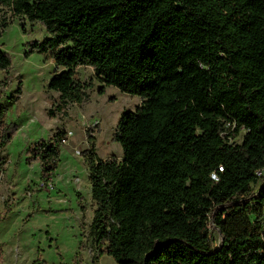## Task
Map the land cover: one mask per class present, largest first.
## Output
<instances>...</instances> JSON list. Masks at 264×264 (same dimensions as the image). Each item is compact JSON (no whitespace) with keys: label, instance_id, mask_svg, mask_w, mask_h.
<instances>
[{"label":"trees","instance_id":"1","mask_svg":"<svg viewBox=\"0 0 264 264\" xmlns=\"http://www.w3.org/2000/svg\"><path fill=\"white\" fill-rule=\"evenodd\" d=\"M0 5L48 32L30 52H52L63 69L48 85L60 93L58 109L89 99L91 84L74 79L79 66L93 69L100 94L113 86L142 99L122 114L113 137L123 160L84 152L100 257L107 253L117 264H264V177L256 174L264 170V0ZM8 26L0 20V38ZM10 67L0 48V71ZM5 112L0 108V117ZM0 128L1 152L13 132L4 122ZM241 131L242 143L232 144ZM67 138L59 130L28 151L29 163L42 164L44 185ZM213 231L221 238L215 249Z\"/></svg>","mask_w":264,"mask_h":264},{"label":"rangeland","instance_id":"2","mask_svg":"<svg viewBox=\"0 0 264 264\" xmlns=\"http://www.w3.org/2000/svg\"><path fill=\"white\" fill-rule=\"evenodd\" d=\"M4 19L9 26L0 48L10 56L11 67L0 71V108L6 110L0 123L10 125L13 134L0 152V162L5 163L0 171V264H117L107 253L100 257L91 236L97 205L84 152L93 149L101 159L123 160L122 146L113 137L122 114L135 111L142 99L113 86L100 94L103 84L93 69L79 66L74 79L91 84L86 90L89 99L58 109L60 93L48 85L63 69L52 52H30L34 42L49 37L48 32L0 5V20ZM59 130L68 132V140L60 147L49 187L43 186L42 164L29 163L28 151L40 141H51ZM244 134L241 131L233 143L241 144ZM262 184L252 186V191ZM210 239L212 248L221 245L217 232Z\"/></svg>","mask_w":264,"mask_h":264},{"label":"built area","instance_id":"3","mask_svg":"<svg viewBox=\"0 0 264 264\" xmlns=\"http://www.w3.org/2000/svg\"><path fill=\"white\" fill-rule=\"evenodd\" d=\"M97 125H98V123H97L94 127H96ZM94 127H93V128H94ZM234 128H235V125H232V129H234ZM71 135H72V133L70 134V136H71ZM67 140H68V138H67ZM67 140L63 141V143H67ZM234 140H235V139H234ZM234 140H231V143H232V144H234V143H233ZM256 174H257V177H259V178H263V177H264V170H260V171H258ZM213 178H214V179H217L216 176H213ZM42 185L44 186V184H42ZM50 186H51V185H50ZM48 187H49V185H48ZM51 187H52V186H51Z\"/></svg>","mask_w":264,"mask_h":264}]
</instances>
